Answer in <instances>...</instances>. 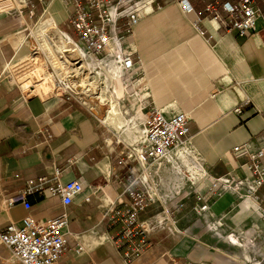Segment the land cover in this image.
Listing matches in <instances>:
<instances>
[{"label":"crops","instance_id":"1","mask_svg":"<svg viewBox=\"0 0 264 264\" xmlns=\"http://www.w3.org/2000/svg\"><path fill=\"white\" fill-rule=\"evenodd\" d=\"M188 1L192 12L184 14L176 0H158L125 46L141 60L134 76L147 85L154 105L166 117L187 115L186 145L198 156L204 175L173 196L176 208H170L172 195H164L163 206L154 203L140 215L152 224L151 243L128 264H252L258 259L255 238H264V185L252 198L244 189L220 197L207 193L208 211L202 215L195 210L201 205L197 189L204 192L207 181L228 173L248 175L246 158H236L232 150L245 145L255 151L264 135V0H252L259 15L249 37L204 14L210 5L224 15L221 5L240 0ZM45 3L37 5V13L48 10L55 29L71 34L62 29L69 9L59 0ZM22 21L0 13V226L25 217L43 222L65 214L66 251L56 264H127L113 244L119 227L105 213L118 205L122 192L115 177L118 160L125 159L124 171H135L134 159L127 158L128 142L99 120L97 108L57 96L25 95L2 77L18 52L14 33ZM118 34L125 36V30ZM56 170L61 184L84 185L71 204L63 205L55 196L30 195L29 210L7 207L6 199L22 191L28 180L50 177ZM169 213L176 220L172 229ZM260 247L264 249V242Z\"/></svg>","mask_w":264,"mask_h":264},{"label":"built area","instance_id":"2","mask_svg":"<svg viewBox=\"0 0 264 264\" xmlns=\"http://www.w3.org/2000/svg\"><path fill=\"white\" fill-rule=\"evenodd\" d=\"M157 1L60 0L69 9L67 22L71 34L59 32V35L61 34L64 40L69 41L77 49L81 61L74 60L76 58L74 56L71 58L73 61L65 64L69 67L75 64L76 67L74 65L73 67L76 70L71 69V73L77 75L74 81L70 76L59 77L56 86L49 92L50 96L79 103L81 92L76 90V86L82 85L83 78L78 74L77 68L84 64L90 71L89 82L93 85L85 90L90 92L89 100L93 99L100 106L99 98H101L106 101L104 103L107 106L114 105L128 124H131L138 115L142 120L143 133L139 142L135 145L125 143L127 158L135 161V171L132 173L124 171L125 159L118 160L119 170L115 177L122 186V192L118 196V205H112L105 213L106 219L119 227L113 238V244L127 264L141 255L151 243L152 224L141 220L140 215L154 203L160 202L162 206L164 205L165 194H160L158 180H153L150 175H153L152 171L160 165L168 164L176 148L187 144V115L180 112L166 117L163 111L154 105L147 85L141 78L134 76L135 71L141 68V60L125 46L134 28L147 15V6L150 8ZM19 3L22 5L18 10L19 14L21 15L23 9H26L28 19L33 17L37 5L46 4L45 0H21ZM176 3L182 13L192 12L188 0H176ZM221 10L224 15L219 14L215 6L208 5L204 8V14L224 23L227 30L235 31L240 37L252 35L254 22L259 15L252 0H240L236 4L225 3L221 5ZM45 12L46 9L43 10L41 17ZM199 22L200 18L196 17V23ZM120 29L125 30V36H119ZM97 72H101V75L98 76ZM71 73L68 75H72ZM101 77H104L102 84L97 82ZM247 104V100L243 102V105ZM45 135L48 139L53 136L51 133ZM232 154L236 158H246L243 168L245 167L248 175L238 177L228 173L211 179L207 181L208 185L204 192L199 186L196 201L201 205L195 210L196 213L203 215L208 211L209 206L204 203L207 193L216 192L220 197V193L236 194L244 189V195L252 198L264 185L262 163L264 135L255 151L242 145L233 148ZM59 174V170H56L50 177L28 180L22 191L6 199L7 207L20 205L25 210H29L30 195L43 198L55 196L63 205L71 204L72 200L83 192L84 185L80 181L61 184ZM173 196L169 199L170 208H176L174 204L171 205V202L175 201ZM84 201L89 202V198H85ZM171 213H169L168 227L172 229L176 220ZM67 224L65 214L43 222L25 217L19 223H8L0 227V245L6 247L20 264H56L66 251L63 229ZM80 250V248L76 249L77 252Z\"/></svg>","mask_w":264,"mask_h":264},{"label":"rangeland","instance_id":"3","mask_svg":"<svg viewBox=\"0 0 264 264\" xmlns=\"http://www.w3.org/2000/svg\"><path fill=\"white\" fill-rule=\"evenodd\" d=\"M20 1L21 0H0L1 14H7L8 17H10L14 22L18 18L23 19L22 24L17 26V30L14 33L16 49L18 51L22 50V55L16 60H14L8 68L6 67L5 70L2 71V77L12 83L13 86L19 88L25 95H38L43 98L48 97L51 95V93H49L51 92V89L56 86L57 78L70 76V79L72 78L71 80L74 81V79L77 77V75H73L71 73V69L76 67L75 64H72L71 67L65 64H68L70 61H73L71 60V58L74 56L76 57L74 60H81L73 51L74 48L73 50H70L68 48L70 46V42L64 40L61 37V34L59 35L58 30L55 29V31H53L51 29V25L54 24V21L56 22L55 17L51 16L50 14L47 16V19L50 21L51 24L49 22H41L39 19L41 18L40 15L42 13L38 14L37 11H35L33 13V17L31 19L26 20L27 10L23 9V13L21 15L18 11L19 8L22 7V5L19 3ZM61 5L64 6L62 2ZM67 25L68 22L66 21V24L62 26V29L71 33V30L67 28ZM58 29L61 30L60 27H58ZM17 40H19V43ZM78 70V74H81L83 80L82 85L76 87V90L81 92V95L79 96L81 100L79 101V103H77L87 109L95 110L93 106L96 107L99 111L98 114L100 115L99 120L104 124L103 118L109 106H107L104 103L106 101H103L101 98H99L100 106H98V103H95L93 99L89 100L90 92H85V90L92 85L89 82L90 71L85 65L83 67H79ZM68 73H71L72 75H68ZM97 75L100 76L101 72H97ZM90 80H92V78ZM103 81L104 77H101L99 78V80H97V82H101V84ZM77 83L79 84L78 81ZM30 91H33L34 93H30ZM93 116L95 117V115ZM140 121H142L141 118L136 121L135 124L137 125L138 129L140 128L141 130H143L139 123ZM129 125L131 126V124ZM130 126H125L121 130H115L113 128L110 129L120 131L121 138L129 143V140L131 139L132 134L134 133L133 128H130ZM138 141L129 144L135 145L138 143ZM186 163L188 164L189 162ZM179 168L187 177L185 176L183 180L180 181L179 185L176 187L172 186V174L169 173L168 166H166L165 164L160 165L159 168H156L152 171V173L154 172V174H156L157 176L154 174L150 175L153 180H159L160 185L161 181L165 183L166 187H163L165 191V197L178 194L181 190L183 191V189L188 183H194L197 181L196 179L191 178L188 173H185L184 166L180 164ZM1 208H4V206L3 200L0 198V212ZM263 239L264 238L262 237L255 238V246L257 250L256 255L258 258L256 260V263L258 264H264V259H262V256H264V249L260 247L264 242ZM0 264L20 263L13 258L10 251L6 247L0 245Z\"/></svg>","mask_w":264,"mask_h":264},{"label":"bare ground","instance_id":"4","mask_svg":"<svg viewBox=\"0 0 264 264\" xmlns=\"http://www.w3.org/2000/svg\"><path fill=\"white\" fill-rule=\"evenodd\" d=\"M147 10H150L149 6H147ZM48 15H49V12H48V10H46L45 14L40 19L39 18L38 19L41 22H49L50 23V21L47 19ZM19 19H21V18H18L17 20H19ZM54 25L56 26L55 21H54V24L51 25V29L53 31H55ZM68 48L70 50H73V48H74L73 51L77 54L78 57H80L77 49L71 43H70V46ZM21 55H22V50H20L16 53L14 60H16ZM83 66H84V64H83ZM83 66H81V67H83ZM75 70H76V68H75ZM77 70H78V68H77ZM30 93L33 94L34 92L30 91ZM139 119H140V116L139 115L136 116L133 119V122L131 123V126H130L127 123V120L120 115V113L116 110L115 106L113 105V106H109L108 109L106 110L104 118H103V122L107 127L113 128L115 130H121L125 126H130V128H133L134 133L132 134V137L129 140L130 141L129 143L132 144L133 142L135 143L136 141H138L141 138L142 133H143V130H141L140 128L138 129L137 125L135 124V122L138 121ZM139 123L141 125L142 121H140ZM186 162H189V163L187 164ZM180 164L182 166H184L185 173H188L191 178H194L197 181L202 175H204L203 171L200 167V164H199L198 156L196 155V153H194L192 150H190L189 146L184 145L180 148H176L173 151V155H171V157L169 158L168 164L165 163V165L168 166L169 173L172 174L171 182H172L173 187L178 186L180 181H182L183 178L186 176L183 173V171L179 168ZM161 185L164 188L166 187V185L163 181H161Z\"/></svg>","mask_w":264,"mask_h":264},{"label":"trees","instance_id":"5","mask_svg":"<svg viewBox=\"0 0 264 264\" xmlns=\"http://www.w3.org/2000/svg\"><path fill=\"white\" fill-rule=\"evenodd\" d=\"M221 8V7H220Z\"/></svg>","mask_w":264,"mask_h":264}]
</instances>
